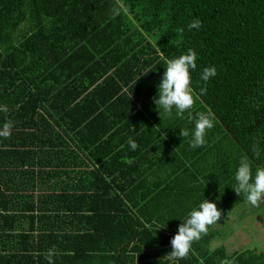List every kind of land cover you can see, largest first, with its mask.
I'll use <instances>...</instances> for the list:
<instances>
[{
	"label": "trees",
	"instance_id": "trees-1",
	"mask_svg": "<svg viewBox=\"0 0 264 264\" xmlns=\"http://www.w3.org/2000/svg\"><path fill=\"white\" fill-rule=\"evenodd\" d=\"M197 19L202 26L189 30ZM189 48L193 92L207 89L191 112L215 116L195 149V120L153 102L166 59ZM205 67L217 70L207 84ZM4 105L28 114L32 128L42 122L53 144L64 148L61 135L69 138L72 156L54 151L78 170L64 192L75 205L93 200L85 217L125 240V264H169L163 257L191 210L205 199L222 217L244 199L232 188L240 159L249 158L253 177L264 168V0H0ZM75 205L67 210L79 212ZM210 227L177 264H264L254 248H210Z\"/></svg>",
	"mask_w": 264,
	"mask_h": 264
},
{
	"label": "crops",
	"instance_id": "crops-1",
	"mask_svg": "<svg viewBox=\"0 0 264 264\" xmlns=\"http://www.w3.org/2000/svg\"><path fill=\"white\" fill-rule=\"evenodd\" d=\"M7 109L0 112V129L7 120L14 126L10 138L0 137V264H48L44 253L52 246L63 253L54 264H125V240L109 232V225L104 230L101 218L85 217L93 200L75 205L72 192H64L73 188L78 170L54 151L59 146L72 156L69 138L61 135L64 148L53 144L58 139L46 137L42 122L32 128L28 114ZM72 205L81 213L68 211ZM36 224L38 229L30 227Z\"/></svg>",
	"mask_w": 264,
	"mask_h": 264
},
{
	"label": "clouds",
	"instance_id": "clouds-1",
	"mask_svg": "<svg viewBox=\"0 0 264 264\" xmlns=\"http://www.w3.org/2000/svg\"><path fill=\"white\" fill-rule=\"evenodd\" d=\"M121 9L114 10V15L119 14ZM127 12L126 8H122ZM202 26L200 20H193L189 25V30L199 29ZM182 32L183 29H180ZM158 53L163 57V52L157 47ZM197 53L189 48L187 54L178 58L166 59V68L158 85L157 97L154 98V104L163 110V113L171 116L173 110L177 117L183 118L188 113L189 122L195 120L194 131L189 146L193 149L202 147L206 144L205 136L209 130L214 127L215 116L210 110L196 112L193 116V109L199 96L206 94V87H201L199 94H195L191 87V71L197 67ZM217 75L215 67H205L201 73L200 79L207 84L210 78ZM7 106H0V112H7ZM14 122L7 120L0 129V137L8 139L11 137ZM180 136L188 137L187 129L180 130ZM128 145L135 151L139 145L134 140H129ZM123 148V145H121ZM255 150V149H254ZM235 185L233 188L237 196H243L252 207H260L264 204V168H257L253 177L252 166L249 158L244 156L239 161V166L235 173ZM221 218V211L213 202L204 201L198 209H193L188 214L185 222L178 227L177 234L171 239V251L163 258L169 261V264H177L180 259H186L192 251V244L199 241L208 234L209 227L216 224ZM165 227V226H164ZM160 227V228H164ZM55 246L49 248L44 257L48 264H54V257L62 255ZM201 264L203 262L201 261ZM222 264H232L231 261H223Z\"/></svg>",
	"mask_w": 264,
	"mask_h": 264
},
{
	"label": "rangeland",
	"instance_id": "rangeland-1",
	"mask_svg": "<svg viewBox=\"0 0 264 264\" xmlns=\"http://www.w3.org/2000/svg\"><path fill=\"white\" fill-rule=\"evenodd\" d=\"M210 229V248L223 246L227 254L249 248L264 251V204L252 207L242 199Z\"/></svg>",
	"mask_w": 264,
	"mask_h": 264
}]
</instances>
